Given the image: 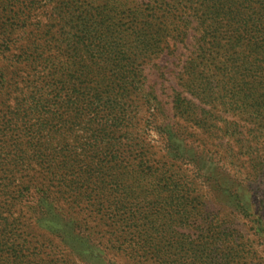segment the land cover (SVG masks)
I'll return each mask as SVG.
<instances>
[{
	"label": "rangeland",
	"instance_id": "374dc122",
	"mask_svg": "<svg viewBox=\"0 0 264 264\" xmlns=\"http://www.w3.org/2000/svg\"><path fill=\"white\" fill-rule=\"evenodd\" d=\"M162 1L71 0L77 88L61 108L37 97L50 95L43 75L55 66L40 58L55 52L38 29L49 7L0 0V244L8 255L38 253L45 264H264L263 97L237 106L227 65L218 71V46L200 40L201 30L137 48L132 8ZM230 1L237 12L213 20L218 34L264 35V0ZM106 42L119 45L118 87L127 81L109 103ZM36 202L47 230L34 220ZM211 220L218 229L208 233Z\"/></svg>",
	"mask_w": 264,
	"mask_h": 264
},
{
	"label": "trees",
	"instance_id": "16d2710c",
	"mask_svg": "<svg viewBox=\"0 0 264 264\" xmlns=\"http://www.w3.org/2000/svg\"><path fill=\"white\" fill-rule=\"evenodd\" d=\"M172 2L175 4L177 0H169V2L163 0L161 2L163 5L160 4L161 7L158 9L149 5L148 9L150 10L148 12L137 11L138 9L132 8L131 15L135 22L133 33L138 44L137 48H150L153 44L161 45L168 41V37H173L175 33L180 32L182 29H194L197 33L201 30L200 40L214 41L218 46L216 67L219 72H222V65H227L225 74L230 78L229 82L233 86L237 106L245 110L250 101H256L255 94L258 93H261L264 103V35H252V30L248 29L239 30L233 36L218 34L217 27H212L213 20L216 21L217 18L223 15H225L224 17H232L237 12L233 10V7L236 8V6L230 0H185L186 4L195 5V9L189 11L180 10L178 5H174ZM43 5L49 7V9L38 29L42 30L55 52L53 57L41 53L40 58L44 62L55 59L56 68L51 65L49 69L44 70L45 76L43 75V78L47 79L48 88L51 89L50 95L44 97L38 94L37 97L42 105L44 103L59 104L61 108H65L69 106V102L74 103L72 96L77 88L71 66L72 55L76 49L73 43L71 26L73 5L71 0H43ZM251 9L254 10L255 8L252 7ZM261 12L264 19V2L261 6ZM206 25L209 28H206ZM79 27L81 29L86 27L82 18L79 19ZM129 32V30L122 32V43L128 42L127 34ZM118 47L119 45L114 43H102V90L106 92L105 97L108 103L116 101L120 96L118 91L121 89L123 91L127 83L125 79H122L123 84L120 88L116 82L122 63L120 59L117 62L114 60ZM88 49L95 53L96 48L88 45ZM126 65L128 66V63ZM121 74L125 78L124 67L121 69ZM80 83L81 86L85 83L84 72L80 76ZM65 162L64 160L63 163ZM40 207L41 204L36 202L33 208V211L36 210V212L34 211L36 214L34 220L39 229L47 230V226L44 224L40 223L39 225L42 214ZM4 222L5 219H1L0 226H3ZM208 223L206 232L209 233L210 230L217 231L218 228H216L213 220ZM157 241L159 242V240ZM235 254H239V251H235ZM65 262L70 264V260ZM45 263L46 261L40 258L38 253L24 254L20 250H14L11 255H8L2 251V245L0 244V264ZM211 264L220 263L212 260Z\"/></svg>",
	"mask_w": 264,
	"mask_h": 264
}]
</instances>
